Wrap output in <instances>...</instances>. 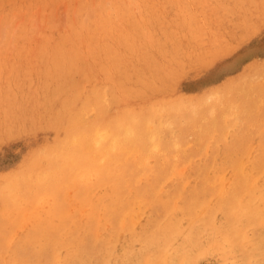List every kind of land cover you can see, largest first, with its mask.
I'll list each match as a JSON object with an SVG mask.
<instances>
[{
    "label": "rangeland",
    "instance_id": "obj_1",
    "mask_svg": "<svg viewBox=\"0 0 264 264\" xmlns=\"http://www.w3.org/2000/svg\"><path fill=\"white\" fill-rule=\"evenodd\" d=\"M214 2L0 0V260L117 264L135 236L160 220L199 240L200 222L226 218L234 181L242 195L258 191L264 28L258 13L239 7H178ZM113 80L123 85L119 95ZM220 91L224 102L214 95ZM96 99L101 108L88 119L108 120L112 133L120 120L156 105L166 117L160 138L136 145L137 153L120 139L101 181L89 180L98 165L79 166V145L71 146L72 164L47 166L42 183L46 166L38 159L55 162L75 116ZM233 103L256 122L246 120L232 139L193 126L198 119L226 131ZM237 146L253 168L224 164ZM194 203L195 220L184 211ZM93 207L104 211L89 214ZM245 223L258 241V215ZM237 252L247 255L242 239ZM205 264L219 261L206 256Z\"/></svg>",
    "mask_w": 264,
    "mask_h": 264
},
{
    "label": "snow or ice",
    "instance_id": "obj_2",
    "mask_svg": "<svg viewBox=\"0 0 264 264\" xmlns=\"http://www.w3.org/2000/svg\"><path fill=\"white\" fill-rule=\"evenodd\" d=\"M179 8H224L239 7L253 13H258L259 26L264 28V0H234V3L219 2L207 3L203 5H178ZM256 17H252L251 26H256ZM260 79L264 85V65L260 68ZM147 85L146 87H150ZM114 92L119 95L124 91L123 85L116 80L112 81ZM221 102L227 98V91L214 93ZM163 119L160 109L156 105H146L141 112L132 113L118 122V127L123 132L120 139L126 142H135L138 146H143L150 139L154 138L160 131L158 120ZM256 122L254 113H245L238 103L231 105L232 124L226 129L216 128L213 131L211 125L205 128L198 119L193 121V126L197 127L202 135L223 137L225 134L232 137L241 129L245 121ZM259 128L261 132V152H260V175L262 182L258 186V191H248L241 194V187L234 181L230 197L224 202L225 219H215L211 222L199 223L200 239L189 242L191 237H181L176 230L167 225L163 220L157 221L143 232L138 233L132 245L122 254L123 259L117 264H205L206 256L218 258L219 264H264V231L261 232L257 241L253 232L247 226L246 221L258 215L264 224V87H262L259 104ZM173 134H179L175 128ZM107 135V129L97 131L95 143L99 145ZM116 142L113 143L112 151L116 150ZM230 168L242 167L245 171L253 168L251 161H246L239 151L230 153L224 161ZM100 172H96L89 177L90 181L97 180ZM46 182V178L42 183ZM103 207H93L89 214L101 213ZM186 214H190L192 219L197 218L199 206L192 204L184 209ZM241 239L245 246L244 257H238L237 249L241 245ZM0 264H20L19 261L0 260ZM36 264V262H31ZM58 264H85L84 261L74 262L71 259H62Z\"/></svg>",
    "mask_w": 264,
    "mask_h": 264
},
{
    "label": "bare ground",
    "instance_id": "obj_3",
    "mask_svg": "<svg viewBox=\"0 0 264 264\" xmlns=\"http://www.w3.org/2000/svg\"><path fill=\"white\" fill-rule=\"evenodd\" d=\"M95 29H94V31H95ZM97 29L99 30V28H97ZM86 103H87V107H86V105H83L85 110H83L80 113V115L75 116V118L72 122V125H71L72 127H70L68 129L71 132V137L56 150L57 154L55 156L56 157L55 162L52 164L49 161V157L51 155H49L47 157L45 156V158L40 157L38 159L39 161L36 164V166H39V168H44L46 166V168H44L45 174L43 175V177L38 178L41 182L44 181V179H45L44 176L48 173L50 166L52 168L57 166V165L60 167V165H62V163H64V161L72 164L71 161L70 162L67 161V159L69 158V157H67V155L69 154V151H70L68 148H71V146L75 147V145H79V151H78L77 155L74 156V158L78 162L79 166H84V165H88V164L90 165L91 163H93L94 165H98V169L96 170V172H98V171L100 172V177L98 178L99 181H101V179H104L105 177L108 176V166L110 164V163L108 164V159H109L110 155H113V152H114V151H112L113 143L116 142V146L122 143L119 140H120L121 135H123V132L121 131L120 128L117 130L120 132H117V133L116 132H113V133L110 132L112 128L108 127V120H105V121H103V120H89L88 119L90 117L89 112H93V111L98 112L101 108L102 103L98 99H96L95 102H92V103L89 102V104H88V102H86ZM162 116H163V119L158 120V124L160 126V131L163 130L164 127L162 126V123H163V120L166 119L165 115H162ZM164 122H166V121H164ZM175 125L177 126V124H175ZM112 127H114V126H112ZM86 128L92 129L93 132L95 133L94 136L85 135V129ZM100 129L101 130L107 129V135H106L105 139L103 140V142L98 147L97 144L95 143V140H96V136H97V131L98 130L100 131ZM160 131L158 132V134L154 138H150V139H152L153 141L159 139L160 135H161ZM110 140H112L113 142L109 143ZM157 143H159V141ZM124 144L128 145V147H130L131 150H133V153L138 152L137 147H135L137 145V144H135V142H124ZM116 164H118V163H116ZM105 165H106V168H104ZM31 169L28 171L30 172ZM36 170H37V172L39 171L38 169H36ZM43 172H41V173H43ZM56 173H57V171H56ZM26 175H28V173ZM26 175L24 174V178ZM141 178L142 177H140V180H141ZM33 179H35V178H33ZM15 180L16 179H14L12 181V183L7 187V190L10 193H12L14 188H15L14 183H16V182L19 183L18 180L17 181H15ZM43 186H45V185H43ZM109 186H110V184H109ZM240 187L242 188L241 185H240ZM94 195H95V193H94ZM174 223H172L170 225L168 223V226L174 228L176 230V232H178V229H177L178 225L174 224ZM195 234L196 233L191 232L190 236L193 237Z\"/></svg>",
    "mask_w": 264,
    "mask_h": 264
}]
</instances>
